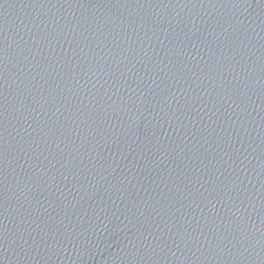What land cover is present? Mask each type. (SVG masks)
<instances>
[{"label":"water","instance_id":"95a60500","mask_svg":"<svg viewBox=\"0 0 264 264\" xmlns=\"http://www.w3.org/2000/svg\"><path fill=\"white\" fill-rule=\"evenodd\" d=\"M0 264H264V0H0Z\"/></svg>","mask_w":264,"mask_h":264}]
</instances>
